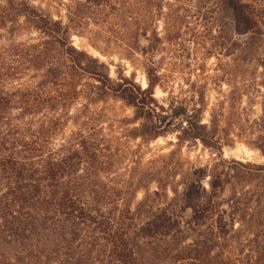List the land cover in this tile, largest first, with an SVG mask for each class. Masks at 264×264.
Instances as JSON below:
<instances>
[{
    "label": "trees",
    "instance_id": "1",
    "mask_svg": "<svg viewBox=\"0 0 264 264\" xmlns=\"http://www.w3.org/2000/svg\"><path fill=\"white\" fill-rule=\"evenodd\" d=\"M34 1L0 0V264H264V197L256 232L231 228L220 182L206 188L195 169L178 187L163 157L146 160L152 133L125 119L114 135L109 98L153 114L154 86L101 76L68 40L115 0ZM221 1L241 35L255 29L254 0ZM117 4L141 32L146 7Z\"/></svg>",
    "mask_w": 264,
    "mask_h": 264
},
{
    "label": "rangeland",
    "instance_id": "2",
    "mask_svg": "<svg viewBox=\"0 0 264 264\" xmlns=\"http://www.w3.org/2000/svg\"><path fill=\"white\" fill-rule=\"evenodd\" d=\"M125 1L148 10L141 32L109 7L108 18L86 30L73 26L68 40L94 60L89 65L101 76L128 79L142 90L154 86L153 114L109 98L114 135L125 119L132 121L130 131L152 133L156 138L144 136L150 139L146 160L163 157L175 169L178 187L186 173L203 170L195 180L206 188L222 184L220 205L230 227L246 221L256 232V213L262 210L257 205L264 197V0L249 3L255 6V29L246 35L237 31L233 12L221 0ZM44 3L43 8L55 5L33 4ZM62 17L68 24L65 12ZM85 83L98 85L87 78ZM162 118L167 120L160 126ZM191 216L188 211L184 217ZM250 240L254 244L252 235Z\"/></svg>",
    "mask_w": 264,
    "mask_h": 264
}]
</instances>
